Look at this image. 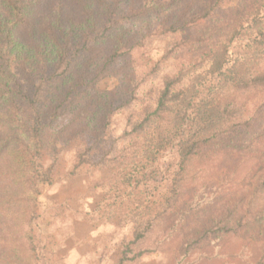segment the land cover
I'll list each match as a JSON object with an SVG mask.
<instances>
[{"label":"trees","instance_id":"obj_1","mask_svg":"<svg viewBox=\"0 0 264 264\" xmlns=\"http://www.w3.org/2000/svg\"><path fill=\"white\" fill-rule=\"evenodd\" d=\"M164 6L183 8L181 24L164 32L181 36L165 55L176 68L127 118L121 144L108 129L113 105L99 107L95 143L75 151L74 173L109 168L128 190L132 240L117 264L142 259L140 245L164 230L182 195L187 207L160 241L171 264H264V0H0V264L51 259L35 228L40 197L58 150L78 134L52 128L131 50L122 24ZM168 150L177 155L173 188L155 207L137 191L160 175Z\"/></svg>","mask_w":264,"mask_h":264},{"label":"rangeland","instance_id":"obj_2","mask_svg":"<svg viewBox=\"0 0 264 264\" xmlns=\"http://www.w3.org/2000/svg\"><path fill=\"white\" fill-rule=\"evenodd\" d=\"M182 10L164 6L150 19L122 24L118 32L125 35L124 40L131 50L119 56L105 75L94 78L89 95L81 96L75 103L77 105L70 107L65 117L53 126V130L66 127L65 135L69 134L67 131L78 134L73 141L64 144L61 151L58 150L55 156L57 169L51 186L44 188L40 197L41 209L35 228L41 244L53 252L51 259L48 258V262L42 260V264H117L120 251L132 240V223L125 219L124 210L128 190L109 168L111 172L102 169L87 175L74 173L73 157L75 151L90 148L95 143L94 134L100 129L105 115L100 106L113 105L114 112L108 115V129L116 145H119L127 118L135 119L145 106L153 102L161 80L173 73L177 66L165 55L181 40V36L164 32L181 24L178 21ZM89 73L87 75L91 77L93 70ZM83 108L90 111L86 116V125L74 123ZM176 162V153L166 151L159 162L160 175L137 191L143 194L145 203H153L156 207L155 201H159L163 208L166 207L165 200L171 196L173 188L171 178ZM191 184L187 182V185ZM185 193L187 191L183 190L181 195ZM183 196L180 199L176 197L180 201L179 212L165 218L158 227H164L165 235L164 230L152 231L145 243L140 245V249L146 250L144 256L132 264H171L170 255L160 253V241L170 233L167 230L178 222L179 214L187 207L185 200L188 195ZM117 204L121 206L113 211L111 206ZM108 211L114 212L113 216H107ZM193 239L189 242L190 249L197 251L200 243L198 245ZM226 242L228 247L235 245L231 239Z\"/></svg>","mask_w":264,"mask_h":264}]
</instances>
